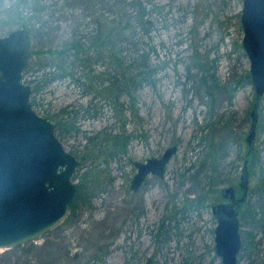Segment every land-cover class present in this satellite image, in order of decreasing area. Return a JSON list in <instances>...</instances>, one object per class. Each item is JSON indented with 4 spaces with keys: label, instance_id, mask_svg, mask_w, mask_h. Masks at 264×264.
<instances>
[{
    "label": "rangeland",
    "instance_id": "1",
    "mask_svg": "<svg viewBox=\"0 0 264 264\" xmlns=\"http://www.w3.org/2000/svg\"><path fill=\"white\" fill-rule=\"evenodd\" d=\"M241 10L242 0H0V39L30 32L23 83L82 185L59 226L0 250V264H221L212 206L228 188L242 197L244 163L237 264H264V96ZM170 147L163 177L131 191L134 164Z\"/></svg>",
    "mask_w": 264,
    "mask_h": 264
},
{
    "label": "water",
    "instance_id": "2",
    "mask_svg": "<svg viewBox=\"0 0 264 264\" xmlns=\"http://www.w3.org/2000/svg\"><path fill=\"white\" fill-rule=\"evenodd\" d=\"M242 48L248 58L250 81L256 97L264 96V0H242ZM32 37L25 29L0 39V250L23 246L59 226L69 215L77 187L71 178L77 161L55 136V125L37 115L30 103L31 89L23 73L31 58ZM246 144L251 146L257 119ZM177 151L166 149L161 157L135 163L130 190L138 191L147 177L162 178ZM243 164L237 198L233 188L221 191L227 203L212 207L217 225L214 252L221 264H237L241 249L239 206L248 188ZM149 264V263H148Z\"/></svg>",
    "mask_w": 264,
    "mask_h": 264
},
{
    "label": "trees",
    "instance_id": "3",
    "mask_svg": "<svg viewBox=\"0 0 264 264\" xmlns=\"http://www.w3.org/2000/svg\"><path fill=\"white\" fill-rule=\"evenodd\" d=\"M73 47V46H72ZM66 49L65 50H67L68 48H69V46H66L65 47ZM78 51H82V49H81V47L78 45ZM64 53V51H60V52H58L57 54L55 53V58L56 57H60L62 54ZM119 140H121L120 138H116V139H114V142H113V149H117L118 147H119ZM81 187H82V185H80V186H78V191H77V194L82 190L81 189ZM200 202H201V200H200ZM19 248V247H18ZM17 247H16V249H18ZM14 250H15V248H14ZM10 251V250H9ZM12 251H13V249H12Z\"/></svg>",
    "mask_w": 264,
    "mask_h": 264
},
{
    "label": "flooded vegetation",
    "instance_id": "4",
    "mask_svg": "<svg viewBox=\"0 0 264 264\" xmlns=\"http://www.w3.org/2000/svg\"><path fill=\"white\" fill-rule=\"evenodd\" d=\"M132 180V179H131ZM131 183V182H130ZM222 196V195H221ZM228 202V200H225L223 197H222V202H220V203H227ZM217 204H219V203H217ZM216 204V205H217ZM213 207V206H212ZM12 250V249H11ZM6 251H9V250H6Z\"/></svg>",
    "mask_w": 264,
    "mask_h": 264
}]
</instances>
